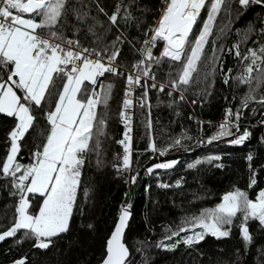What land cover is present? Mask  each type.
I'll return each instance as SVG.
<instances>
[{"label": "trees", "instance_id": "trees-1", "mask_svg": "<svg viewBox=\"0 0 264 264\" xmlns=\"http://www.w3.org/2000/svg\"><path fill=\"white\" fill-rule=\"evenodd\" d=\"M117 7L120 17L114 26L108 18ZM163 7L164 0H69L70 9H79L87 17L80 21L69 11L57 30L65 38L78 40L82 47H108L110 51L116 37L122 36L124 42L117 45L121 51L116 63L123 75L105 74L101 78L105 84L113 85L107 107L98 109L107 124L99 138V150L85 157L68 232L53 238L48 249L34 247V239H24L22 232H18L0 242V264H17L20 260H25V264H99L106 256V243L121 208L128 203L133 212L125 236L131 252L128 264H264V226L256 220L247 222L250 242L243 239L240 215L226 226L230 227L228 237L217 239L207 235L189 246L182 240L193 232H180L188 227L186 222L190 218L215 208L226 193L239 189L255 200L264 190V104L259 102L264 98V85L257 87L256 79L251 85L236 79L244 74L249 61L237 57L234 48L239 44L244 56L250 49L259 53L264 46V5L250 4L245 9L238 0H230L229 12L222 11L217 17L198 74L189 86L182 88L183 100L181 92L169 86L180 66L164 61L153 67L156 83L166 87L160 92L151 88L152 80H147L150 107H140L145 89L135 88L130 110L131 167H123L124 146L118 141L124 139L126 132L121 111L127 71L133 70L142 58L138 50L146 39L145 32L157 23ZM129 13L132 19L125 21L124 16ZM206 17L207 6L190 39L199 34ZM221 28L225 29L223 34ZM162 47L158 43L154 55L158 56ZM252 75L258 77L259 73L254 70ZM6 79L7 70L0 69V82ZM56 84L59 89L62 81ZM18 94L22 95L19 91ZM250 94L255 99L244 107V99ZM54 102L50 98L42 109L33 108L37 122L20 141L17 160L21 164L32 163V154L44 144L49 130L44 113L51 110ZM229 110L233 113L231 118L227 116ZM236 112L240 113L238 121ZM226 119L233 135L209 143ZM16 123L15 118L0 114V165L8 154L9 134ZM233 124H238L239 129ZM245 131L250 135L242 144L231 143ZM177 139L181 143L174 145ZM153 143L157 149H169L167 154L153 152ZM172 161L176 163L171 169L147 171L157 163ZM193 164L195 167H189ZM252 179L256 181L254 185ZM160 184L169 187L162 188ZM13 191L11 179L0 173V233L15 222L18 196ZM40 204L39 196L33 198L31 211H37ZM175 232L180 234L173 235Z\"/></svg>", "mask_w": 264, "mask_h": 264}, {"label": "snow or ice", "instance_id": "snow-or-ice-1", "mask_svg": "<svg viewBox=\"0 0 264 264\" xmlns=\"http://www.w3.org/2000/svg\"><path fill=\"white\" fill-rule=\"evenodd\" d=\"M238 2L245 9L250 4L264 5V0ZM229 3L230 0H164L159 20L145 32L146 39L138 50L142 58L133 65V72L126 76V91L121 111L126 132L124 139L118 141L124 146L125 170L131 167L130 110L134 104L135 88L145 89L139 100L140 107H150L147 101V80L153 81L151 88L164 92L166 85L156 83L152 69L168 61L170 66H180L176 78L170 80L169 86L172 90L181 92L180 99L183 100L182 88L189 86L194 75L198 74L204 49L213 34L217 17L222 11L229 12ZM206 6L207 17L202 28L194 40L190 39L193 27ZM69 11L77 20L83 21L87 17V13L79 9H70L69 0H0V69L7 70V79L0 82V114H6L17 121L9 134L11 144L6 158L0 165V173L11 179L15 190L12 194L18 196L15 222L9 230L0 233V242L22 232L24 239L35 240L34 247L48 249L53 238L68 232L85 157L89 152L99 150V138L104 135L107 124L98 109L101 106L107 107L113 85L105 84L101 78L105 77V74L123 75L116 65L121 51L117 45L124 42L122 36L116 37L111 51L108 47H82L78 40L66 39L63 33L57 30V26L61 25ZM100 11L104 10L101 8ZM119 17L120 8L117 7L108 19L115 26ZM124 19L131 20V14H126ZM224 31V28L220 29L222 34ZM158 43H162L163 47L157 56L153 50ZM234 48L237 57L249 61L244 74L236 79L248 85L256 79L257 87L264 85V46L259 48V53L250 49L248 55L244 56H241L239 44L234 45ZM254 70L259 73L258 77H253ZM57 81H62L59 89ZM224 82L228 83V79ZM18 91L22 95L18 94ZM50 98H54L55 102L51 110L44 113L49 126L46 140L32 154V163L21 164L17 160L20 141L34 129L37 122L33 108L42 109L47 106ZM250 99L255 97L251 94L245 97L244 107H247ZM259 102L264 104V98ZM234 115L238 121L240 113L236 112ZM227 116H233L231 110ZM232 127L239 129L238 124H233ZM230 135L233 133L226 119L219 126L217 134L208 142ZM249 135L250 133L245 131L231 143L242 144ZM180 143L177 139L174 145ZM151 150L163 156L169 149H157L153 143ZM248 159L251 160L252 157L249 156ZM175 163H157L147 171L151 173L154 169H171ZM189 167H195V164ZM132 182L135 183V177ZM255 183V179H252L251 184ZM159 186L169 187L167 184ZM36 196L41 198V204L38 210L33 212L32 199ZM130 208L131 205L121 208L118 223L107 240L106 256L102 264H128L129 249L124 242V233L131 216ZM238 215L242 216L243 220V239L250 242L247 222L256 220L264 226V190L258 193L255 200L239 189L226 193L215 208L206 209L186 222L188 227L181 228L180 232L191 230L193 234L182 242L191 246L201 242L207 235L217 239L228 237L230 227L226 226L232 225ZM197 228L201 231H195ZM179 234L173 233L177 236ZM17 264H25V260L17 261Z\"/></svg>", "mask_w": 264, "mask_h": 264}, {"label": "water", "instance_id": "water-1", "mask_svg": "<svg viewBox=\"0 0 264 264\" xmlns=\"http://www.w3.org/2000/svg\"><path fill=\"white\" fill-rule=\"evenodd\" d=\"M128 205H131L130 203H128L125 207H127ZM130 210V212H131V216H130V218H129V221H128V225H127V228H126V230H125V233H124V242H125V236H126V233H127V230H128V228H129V224H130V221H131V219H132V215H133V212H132V207L129 209ZM119 218V217H118ZM117 223H118V220H117ZM116 223V224H117ZM116 226V225H115ZM115 228V227H114ZM113 231H114V229H113ZM112 231V232H113ZM112 234V233H111ZM111 236V235H110ZM110 238V237H109ZM108 238V239H109ZM126 244V243H125ZM127 245V244H126ZM128 247V246H127ZM129 249V248H128ZM130 255H131V252H130V250H129V257H128V259L130 258ZM104 260V259H103ZM103 260L99 263V264H102V262H103Z\"/></svg>", "mask_w": 264, "mask_h": 264}, {"label": "built area", "instance_id": "built-area-1", "mask_svg": "<svg viewBox=\"0 0 264 264\" xmlns=\"http://www.w3.org/2000/svg\"><path fill=\"white\" fill-rule=\"evenodd\" d=\"M66 39H73V40H75L74 38H66ZM85 48H87V47H85ZM116 65H117V63H116ZM118 66V65H117ZM133 72V70H130V71H127V74H130V73H132ZM133 99H134V96H133Z\"/></svg>", "mask_w": 264, "mask_h": 264}, {"label": "rangeland", "instance_id": "rangeland-1", "mask_svg": "<svg viewBox=\"0 0 264 264\" xmlns=\"http://www.w3.org/2000/svg\"><path fill=\"white\" fill-rule=\"evenodd\" d=\"M199 19V18H198ZM195 28V26L193 27V29Z\"/></svg>", "mask_w": 264, "mask_h": 264}]
</instances>
